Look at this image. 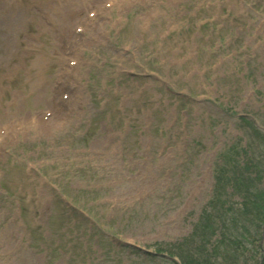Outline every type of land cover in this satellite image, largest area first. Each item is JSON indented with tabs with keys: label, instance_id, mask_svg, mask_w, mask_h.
Wrapping results in <instances>:
<instances>
[{
	"label": "rangeland",
	"instance_id": "obj_1",
	"mask_svg": "<svg viewBox=\"0 0 264 264\" xmlns=\"http://www.w3.org/2000/svg\"><path fill=\"white\" fill-rule=\"evenodd\" d=\"M104 1L0 0V264H175L157 251L206 264L197 250L255 264L261 252L223 239L224 206L244 198L216 186L264 158V0H126L79 50V12ZM262 170L239 174L246 196L264 195ZM28 222L57 230L38 248Z\"/></svg>",
	"mask_w": 264,
	"mask_h": 264
},
{
	"label": "trees",
	"instance_id": "obj_2",
	"mask_svg": "<svg viewBox=\"0 0 264 264\" xmlns=\"http://www.w3.org/2000/svg\"><path fill=\"white\" fill-rule=\"evenodd\" d=\"M248 159L250 161L246 162L244 165L242 163H239V164L237 162L234 163V166H235L234 178L237 180L236 183L231 181L230 176L227 180H225L227 176L229 175V171H227L226 168H223L222 170L223 177L222 176L219 177L221 178V182L218 187L221 188V185H222V188H223L222 195L225 193L226 184L231 182V184L235 186L233 187L234 190L242 194L244 198V201L242 202L243 206L240 210L232 207L231 205L228 207H225L224 204L226 203V201L222 200V207L224 206V213H226V215H229L230 217L228 222H226V215H225L222 218V225L232 224L235 227V229H232V231L228 228L227 232H224V236L226 237H223V239H227V241L229 242V237L235 236L236 239L233 241V243L237 245L235 247V250H239V248H244L247 242L252 243L254 247V254H258L259 250L261 249L260 245H261L262 239L258 235L257 229L259 231V229L262 228V225H263L262 223L264 221V195H262V193H253V195H256V198L246 196L245 193L247 192L245 191V189L247 190V188L242 186V177H240L239 174L242 173L243 171H252V169H254V166L257 168L258 160H261L263 162L264 160L262 158H258L255 161L254 159L250 157H248ZM233 167L229 169H232ZM260 168H262V164H260ZM261 172H264V170L260 171L259 174ZM218 195L219 194L216 195V198L213 201V203L215 201L218 202L217 201ZM254 202L256 203V205H254ZM251 215L255 216V218L253 217L251 218ZM221 217H222V214H221ZM257 221L259 225L256 226V235L249 234L250 226H253L254 224L252 223H256ZM228 232L230 233L229 236H228ZM241 244H244V245L241 246ZM237 261H238L237 259H233L230 264H236ZM259 262L260 260L258 261V264ZM263 263H264V260H263ZM206 264H215V263L212 262L210 258H208ZM228 264H229V258H228Z\"/></svg>",
	"mask_w": 264,
	"mask_h": 264
},
{
	"label": "bare ground",
	"instance_id": "obj_3",
	"mask_svg": "<svg viewBox=\"0 0 264 264\" xmlns=\"http://www.w3.org/2000/svg\"><path fill=\"white\" fill-rule=\"evenodd\" d=\"M67 30H68V28H67Z\"/></svg>",
	"mask_w": 264,
	"mask_h": 264
}]
</instances>
